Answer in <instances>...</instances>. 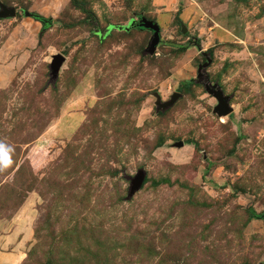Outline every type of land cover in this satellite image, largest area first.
I'll return each instance as SVG.
<instances>
[{
    "label": "rangeland",
    "instance_id": "1",
    "mask_svg": "<svg viewBox=\"0 0 264 264\" xmlns=\"http://www.w3.org/2000/svg\"><path fill=\"white\" fill-rule=\"evenodd\" d=\"M2 3L0 264H264V0Z\"/></svg>",
    "mask_w": 264,
    "mask_h": 264
},
{
    "label": "water",
    "instance_id": "2",
    "mask_svg": "<svg viewBox=\"0 0 264 264\" xmlns=\"http://www.w3.org/2000/svg\"><path fill=\"white\" fill-rule=\"evenodd\" d=\"M16 14L15 7H9L5 4H0V17L6 16H14ZM24 14L26 16L31 15L29 12L25 11ZM130 27H143L144 29H148L152 32L151 38L147 47L145 48L146 53L153 54L157 44L160 41V27L156 21L151 19H147L144 16H141L138 22H134ZM64 61V56L61 54L53 55L52 61L49 63V71H50V81L54 82L58 76L59 68ZM210 63L208 60L206 63L200 65L198 67L197 72V81L202 83L205 90L216 98L217 104L215 106V110L220 115H228L232 112V107L229 104V100L231 98L230 95H226L223 90L219 87L217 83H211L209 77L205 74V68ZM179 93L176 92L172 95L171 99L164 102H158V108L165 109L166 107L171 106L174 101L178 98ZM146 173L143 168H139L136 173L131 177L129 183L128 197H131L137 190H139L145 180Z\"/></svg>",
    "mask_w": 264,
    "mask_h": 264
},
{
    "label": "trees",
    "instance_id": "3",
    "mask_svg": "<svg viewBox=\"0 0 264 264\" xmlns=\"http://www.w3.org/2000/svg\"><path fill=\"white\" fill-rule=\"evenodd\" d=\"M31 17L36 21L42 22V24H43L42 30H44V28H46L51 23L49 19L45 18L44 16H42L38 13H32ZM133 28L144 29L143 27H133ZM193 45H195V46L198 45L197 41L196 42L194 41ZM191 81L192 80L186 81L185 83L181 84V86L184 84H190ZM52 83H54V82H52ZM145 182H146V176H145L144 183Z\"/></svg>",
    "mask_w": 264,
    "mask_h": 264
},
{
    "label": "clouds",
    "instance_id": "4",
    "mask_svg": "<svg viewBox=\"0 0 264 264\" xmlns=\"http://www.w3.org/2000/svg\"><path fill=\"white\" fill-rule=\"evenodd\" d=\"M10 163V160L8 159V157L5 155L4 159H3V166H7Z\"/></svg>",
    "mask_w": 264,
    "mask_h": 264
},
{
    "label": "flooded vegetation",
    "instance_id": "5",
    "mask_svg": "<svg viewBox=\"0 0 264 264\" xmlns=\"http://www.w3.org/2000/svg\"><path fill=\"white\" fill-rule=\"evenodd\" d=\"M208 67V66H207ZM205 74L209 77V75L206 73V68H205ZM210 79V78H209Z\"/></svg>",
    "mask_w": 264,
    "mask_h": 264
},
{
    "label": "crops",
    "instance_id": "6",
    "mask_svg": "<svg viewBox=\"0 0 264 264\" xmlns=\"http://www.w3.org/2000/svg\"><path fill=\"white\" fill-rule=\"evenodd\" d=\"M1 260H3V259H1ZM13 260V259H12ZM4 262V261H3Z\"/></svg>",
    "mask_w": 264,
    "mask_h": 264
}]
</instances>
